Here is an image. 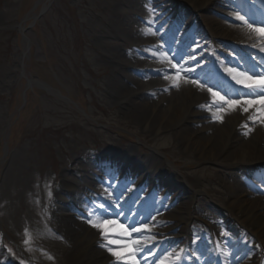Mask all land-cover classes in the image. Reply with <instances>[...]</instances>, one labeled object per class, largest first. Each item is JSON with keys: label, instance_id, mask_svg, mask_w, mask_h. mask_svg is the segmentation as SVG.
I'll list each match as a JSON object with an SVG mask.
<instances>
[{"label": "rangeland", "instance_id": "obj_1", "mask_svg": "<svg viewBox=\"0 0 264 264\" xmlns=\"http://www.w3.org/2000/svg\"><path fill=\"white\" fill-rule=\"evenodd\" d=\"M163 1L174 8L175 2L178 5L177 0ZM226 1L218 0L224 11L241 15L238 11L224 7ZM47 4L48 0H0V261L9 260L13 264H65L99 249L98 244L92 241L80 250H75L76 253L65 255V260L64 251L73 246L74 242L84 235L90 237L94 233L98 236V233L93 228L85 232V225H88L86 221L89 219L82 213L75 228L84 233L66 245L60 241L53 228L55 220L58 221L62 215L52 203L56 199L54 187L60 185L63 170L83 178L80 188L71 189L76 199H84L85 193L91 195L93 192L85 188L86 184L91 185L87 177L94 178L91 172L96 164V154L103 156V152L108 153L105 159L118 163L122 169L129 167L130 176L136 179L144 177L152 162H159L163 170L157 180L162 181L161 184L167 180L172 181L166 189L169 197L162 196L165 190L162 185L159 198L156 199L157 208L153 206L154 202L148 208L156 216L154 221H151L153 215L145 217V221L138 225L137 222L128 224L119 218H112L118 223L127 224L129 230L153 222L159 225L152 233L155 242L141 243L156 245L155 249L162 245L169 248L168 241L179 242L181 230H190L191 239L187 246L191 253L199 257L196 251H201L199 234L208 232L206 240L210 242L213 230L221 236L229 230L224 220L219 224L213 218L225 217L230 226V223L240 225L241 221H248L250 217H243L241 212L249 209L251 204H245L242 208L227 207L234 201L229 186L231 179L228 173L231 170L222 169L220 162L201 159L195 148L180 141L177 138L180 122L157 131L153 126L137 120L132 113L120 110L123 98L117 99L111 86L114 73L129 70L137 80L159 76L158 72L141 68L127 69L109 57V53L114 50L132 57L128 51L131 46H124L122 41H117L109 33L119 29L116 14L123 13L125 21L132 20L137 26L140 20L138 15L133 14L134 10L127 7L126 2L118 4L115 0H52L47 11L40 15ZM141 5L147 10L150 3L141 0ZM211 15L215 20L238 24L229 15L219 12ZM163 20L168 23L170 16H165ZM22 21L26 28L24 34L31 41L30 53L25 60L26 73L50 87L51 92L42 89L38 83L33 84L30 90H25L26 80L21 76L24 45L16 28ZM180 32L178 26L176 34ZM195 47L192 45V49ZM145 50L157 55L160 53L157 47ZM134 55L146 59L140 50ZM202 56L200 52L192 58L200 59ZM190 77L197 80L193 72H190ZM197 82L202 86L199 80ZM24 90L26 103L20 108ZM56 92L82 103L93 121L88 120L74 105L61 101ZM206 102L201 100L196 105L191 102L190 106H193H189L188 114L172 108L163 120L164 124L178 117H195L199 112L203 113L200 105ZM173 105L175 107L176 104ZM212 108L215 110L214 106ZM198 116L211 118L205 114ZM5 141L10 146L4 156ZM130 154L133 161L127 160ZM164 156L171 165L162 162ZM195 182L199 188L194 185ZM198 189L200 192L195 195L193 191ZM105 192L108 194L109 191ZM250 199L256 200L253 197ZM182 204L184 206L180 209ZM187 213L192 215L190 225L186 227L181 222L174 228L175 223ZM100 218L108 219L101 215ZM251 218L253 225L264 223V209L261 214ZM52 221L53 224H50ZM256 226L260 228L247 231L251 233L250 237H254L250 243L254 253L260 248V241L264 242V226ZM168 228L174 229L169 231ZM25 231L31 236L27 248L24 245ZM161 235L170 238L162 242L159 239ZM51 243L54 247L47 246ZM166 253L155 252L152 263L156 264L157 259ZM236 262L249 264L243 260Z\"/></svg>", "mask_w": 264, "mask_h": 264}, {"label": "bare ground", "instance_id": "obj_2", "mask_svg": "<svg viewBox=\"0 0 264 264\" xmlns=\"http://www.w3.org/2000/svg\"><path fill=\"white\" fill-rule=\"evenodd\" d=\"M142 1H149L151 6L149 5V8L145 10L142 5L140 6L141 0H115V2L118 4L126 2L127 7H129L131 10H134L133 14L139 16V20L141 18V20H144L147 23L152 21L151 24L149 23L150 26H153V21L159 15L172 13L171 16L175 15L180 19H185V23L187 25L191 26V24H193L192 29L197 30L200 34H213L214 37L220 38V40H217L218 45L220 43L223 46V42L227 41L233 44L235 43L238 46L236 47V45H229L233 51H238V48L244 50V52H247V50H255V52L257 51L256 48L250 46L256 43V41L255 37H253L252 40H249L247 29H243L242 26L237 23L233 25L228 24L221 20H215L213 16H210L213 0H179L178 5L177 2H175V6L178 7L177 9L174 8L173 5H169L163 0ZM234 3L235 2L233 1L227 0L224 7L236 9V4ZM149 9H151V12ZM221 11H223V14L229 15L231 18L237 15L236 13L227 12L224 10ZM195 12L198 13L197 16L194 15ZM152 17H154L153 20L151 19ZM115 19L119 25V29L109 34L113 35L117 41H122L124 46H131L132 50H134V54L136 51L138 52V50H140L141 52L149 55L150 53L145 51V46H154L155 40L142 39L143 34L146 32V28L140 25V23L137 25L139 26L138 28L132 20H130V22L125 21L126 19L123 13L116 14ZM192 19L194 20V23H191ZM120 21L123 23L121 22L120 24ZM214 40L215 39L213 38V41ZM261 46H264V40L260 41L257 45V47ZM131 48H128V51L131 52L132 57H129L117 50L111 51L109 53V57L116 63L125 66L127 69H147L151 71H157L160 75L164 69L170 68V65H168L167 62L160 64L154 59L149 60L148 58L145 59L141 58L140 56L135 57ZM257 52L259 53L257 56V58L260 59L259 63L264 66V59L261 58V53L259 51ZM227 57H229V53H227ZM242 61L245 62L244 60ZM254 62L256 63L258 60L255 59ZM175 63L180 64L183 62L178 60V62ZM236 63L239 64V62ZM167 74L173 75L175 73L174 71H169ZM183 74L186 78H189V73ZM201 77L202 76H198V78H200V82L206 84L205 86L209 87L210 91L218 92L220 95L225 96V98L235 94L236 89H224L221 87V83L218 87L216 84L217 82H220L217 81L218 79L214 80L212 83L211 79H205ZM168 84L169 82H166L162 78V75L159 77L149 76L146 80H137V78L131 75L129 70L117 71L113 74L111 80L114 96L117 97V99L123 98V105L120 106L121 111L132 113V115H134L137 120H140V122H145L147 125L153 126V128H156L157 131L162 129L164 126L173 127L180 122L177 128L179 131L177 138H179L180 141H185V145L195 148V151H197L201 159L207 160L209 162H220L222 164V166H220L222 169L227 171L231 170V173H228L229 178L231 179L229 186L231 189V197H233L234 201L231 204L232 206H227L228 209L232 208L233 206L242 208V206L245 204H251L249 209L242 210L241 212L243 217H250L248 221H243V223L241 222L242 224L240 225H237V223H230L231 226L229 228L232 230V232L231 234L228 233L226 236H224L225 242H232L230 253L233 254V249L235 246L234 241H237L238 243V237L244 236L245 233L248 230H252V228H260L253 225L251 217L261 214L264 209V196H257L254 192L255 189L264 191V127L262 128L259 126L260 122L258 118L254 116V119H257L258 123L255 126L251 124L248 125L249 127L253 128V131L249 133L247 138H245L244 135L241 134L243 131H245V129L241 128V125L246 123L247 116L251 115L252 112L249 110V112L241 115L239 109L227 116H224V124L212 123L211 118L209 117L199 118L198 115L205 114L209 116L208 112H199L195 117H178L177 119L169 120L167 124H164L165 122L163 120L166 118L172 108L175 109V111L180 110L184 112V114H188L191 102L196 105L201 100H209V95L207 92L201 91L200 89L191 85L185 86L183 85L182 81V87L179 91L169 89L168 93H166L163 91V89L168 87ZM194 90L197 92H194ZM151 94H155L156 96L151 97ZM188 100L191 102H187ZM174 103L176 104L175 107H173ZM193 104L190 107H192ZM242 107H244V105H241V108ZM180 108H184V110H181ZM212 110L214 109L210 108V111ZM240 136L242 137L241 140ZM235 144H237V146L232 148V146ZM163 161H167L165 157ZM155 166L158 168L159 164H156ZM234 166L235 170L232 169ZM71 179L74 180L75 178L72 177ZM170 181L171 180H167L165 186H170V184H172V181ZM194 185L198 188L196 183ZM180 188L181 187L178 189L180 190ZM251 197L256 200H251ZM63 201L65 202L63 205L59 204L56 206V210L62 216L58 221H52L50 224H53L54 222L53 228L56 232V235L59 236L60 241L65 242L67 245V242L71 243L77 236L80 238L82 232L84 233V231L81 229L79 230V228H75L76 224L79 223L80 218L70 212L68 207L74 206L77 209L85 210L86 208L85 206H79L77 204L74 194L68 196L63 193ZM187 204V210H189L190 203L188 202ZM183 206L184 204H182L179 208L181 209ZM86 213L88 216L96 217L95 213L90 214L87 210ZM220 219H224L225 225H229L228 220L225 217L220 216V218L217 219V222H220ZM191 220L192 215L187 213L185 217L180 218L179 222L174 227L177 228L181 222H184V226L188 227L191 223ZM256 225L264 226V223ZM85 227V232L91 228L87 224ZM171 229L172 228H170V230ZM181 233H183L184 240H188L191 237L190 230H181ZM199 236H201V239L203 238L201 241L203 242L204 251L206 253L213 252L214 248L212 244H209L206 240L207 234L202 233L201 235L199 234ZM162 239H164V237H162ZM92 241H95V244L99 243L98 236L94 233L91 234L90 237L86 235L82 236L80 240L73 243L74 245L72 244L73 246L64 251V259L67 260L65 255L70 256L73 253H76L75 250H80L85 244H91ZM63 242L60 243L64 244ZM47 246L54 247V244H47ZM225 248L227 247H225L223 242H218V247H216L215 251L218 252L219 250L220 252V250ZM93 251L94 253L89 251L91 254L83 256L80 255L74 261L66 262L65 264H110L112 258L109 257L106 252L100 248L98 250L94 249ZM145 251L146 248H144L143 252L145 253ZM175 251L181 253L182 255V246L177 248V250L174 247L168 252L172 253V255L168 256L169 262L166 260L165 264L182 263L183 260L181 256L177 258ZM145 256L149 257L148 259H152L150 254ZM262 263L264 264V259ZM0 264L13 263L9 260H5L0 261ZM147 264H149V262Z\"/></svg>", "mask_w": 264, "mask_h": 264}, {"label": "snow or ice", "instance_id": "obj_3", "mask_svg": "<svg viewBox=\"0 0 264 264\" xmlns=\"http://www.w3.org/2000/svg\"><path fill=\"white\" fill-rule=\"evenodd\" d=\"M151 12V9H149ZM237 21L243 29L248 30V38L252 40L255 37L256 43L250 45L261 53V58L264 59V46L257 47L260 41L264 40V23L257 25L254 21L246 19L243 15H236L232 18ZM148 23H152L149 21ZM145 36H155L156 33L149 30L144 33ZM163 49V45L157 46ZM155 57L157 63L163 64L167 62L170 68H166L161 72L162 78L169 82L168 87L163 89L164 92H168L169 89L179 91L183 85H191L200 89L201 91L207 92L209 100L206 104L200 105V109L204 112H208L211 116L212 123H223V117L235 112L237 109L240 110V114L244 115L246 112L251 110L252 114L247 116L245 124L241 125V128L245 129L241 134L245 138L248 137L249 133L253 131L252 127L248 125H256L259 120V126L264 127V72H257L255 69L248 70H237L236 68H222V71L226 76L236 85L235 94L231 97L225 98L218 92L210 91L208 88H203L201 84L195 79L186 78L183 73L193 72L194 69L185 67L184 63L177 64L173 62L172 58L166 55L163 51L157 55L155 52L150 53ZM174 71L175 74L168 75L167 72ZM241 105L244 107L241 108ZM215 107V110L210 111V108ZM254 116L258 118L254 119ZM107 191V190H106ZM105 199L111 201V193L108 192ZM96 208L103 210V205L97 203ZM88 226L93 228L98 233L99 243L97 247L102 249L111 257L110 264H142V260L139 259L144 248H150L151 244L141 243L142 241H152L154 238L152 233L159 225L148 224L143 226H136L129 230L127 224L118 223L114 219L97 218L90 216V219L86 221ZM226 233H222V236H226ZM24 245L27 246L31 243L30 234L25 231L24 233ZM219 252V250H218ZM172 253H169L171 256ZM176 257L179 258L181 253H175ZM230 252H223V257L228 259L231 257ZM168 256H165L159 261V264H165L168 260ZM51 259V257H49ZM144 259H148L147 256Z\"/></svg>", "mask_w": 264, "mask_h": 264}]
</instances>
